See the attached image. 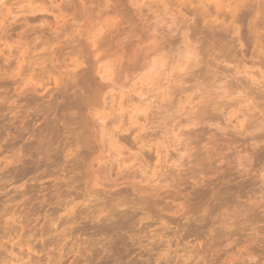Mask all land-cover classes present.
<instances>
[{
  "label": "rangeland",
  "instance_id": "rangeland-1",
  "mask_svg": "<svg viewBox=\"0 0 264 264\" xmlns=\"http://www.w3.org/2000/svg\"><path fill=\"white\" fill-rule=\"evenodd\" d=\"M54 1L57 3L53 6L51 0H33L36 5L39 3L38 6H46L45 4L47 8L50 7L48 5L53 6L49 11L52 14L26 13L27 15L24 16L25 13H20V16L18 14L16 17L11 15L12 12L15 13V10L13 11L15 8L7 11L2 7L3 1L0 3L2 5L0 14L6 11L3 13L5 17L1 18L0 15V264H264V124L262 123L264 122V110H262L264 86L260 87V91L258 87L255 88V92H259L257 96L261 97L259 101L262 99L263 104L259 103L256 97L254 85L248 88V90L253 89L254 94L253 92L251 94L257 99L255 103L259 107L263 106L262 109L255 110V114L249 113L255 115H252L254 121L249 120V116L248 120L252 124L256 121L253 128L260 127L262 123L263 130L248 135L246 132L240 134L239 129L235 130L233 127L237 122L235 120L233 122L232 119V122L228 120L229 123L226 121L228 117L221 115L224 111L216 109L212 111L213 109H209L212 107L211 104L203 105L205 109L203 112L207 111V123L205 120V124L202 122L201 125H190L187 126L188 128H181L182 130L179 128L177 130L180 132L175 134L176 131L174 135L167 136V140L171 136L175 138L171 139L173 144L167 141L171 145L169 150L176 145L174 153L173 149L169 153L175 155L173 158L177 159V155L179 156L177 153L183 152L182 148L185 147L183 148L184 151L186 150L183 155L185 158L182 159V164L184 163L185 166L177 168L182 160L177 167V163L174 167L172 164L169 167L163 164V168H168L165 169V176L162 173L164 169L161 174L159 173L160 176L163 175L161 176L163 180L157 175V170L161 171V169H155L157 172L152 169L153 165L160 164L155 157V149L150 150L147 147L145 150L140 149L142 143L137 141L140 135L135 129H129V118H126L128 115H124L128 119V125L123 128L128 131H119L117 129L119 125L114 126L118 121L115 120L113 123L109 120L111 117L108 118V115L113 116V114L112 119H116L117 116L119 118L117 114L121 113L120 103L117 101L120 98L116 97L120 93L112 90L115 86L116 88L117 85L118 88L121 85L124 87L127 85L126 88L131 86L132 88H129L131 91L126 92L129 94L133 91L129 97L135 104L142 99L140 93L145 92V89V93L148 91L151 93L153 90L156 95L159 90L155 88L159 84H167L165 79L168 78L166 76V72L169 71L167 69L170 68L168 64L171 65V62L177 59L171 58L172 55H176L178 51L176 48L184 47L181 46L184 31H188L186 35L191 41L196 42L194 43L195 46L197 45L196 48L200 47L198 49L201 50L196 53L206 56L204 60L200 58L204 64L200 63L203 66L197 67L194 75L197 72L195 76L197 80L200 79L199 83L209 86H211V76L217 75L215 72L221 75L220 79L217 78L219 75L215 77L218 81L225 78L223 81L227 82L229 79L227 76L236 72L238 62H245L248 68H251L254 60L258 58L254 63L260 60L257 64L260 66L259 62H262L260 56L262 53L264 56V39L259 44H253L254 46L249 43L252 48L249 46L248 49V44L245 43L247 38L250 39V35H247L250 32L245 31L249 30L248 27L241 29L239 35L234 34L241 40L244 38L243 44L239 42L241 41L239 38H237L239 41H236L231 32L232 36L228 35L229 32H225L226 37L235 38V40L225 39L227 44L233 45L232 51H229L231 50L227 48L230 47L229 45H224L226 47L221 45L226 38L222 39L221 35L224 34L218 32L217 36L219 34L220 39L219 36L215 38L222 42L213 40L212 36L215 35L212 26L210 27L211 21L208 31L210 28L212 36L210 32L208 34L206 27L210 18L207 17L204 21L202 12H197L200 6L197 0H192L194 4L187 0L186 5L180 4L183 0H179L180 3L178 0H167L170 5L166 0ZM206 1L208 7L214 11L212 13L215 18V5L227 0ZM255 1L251 0L253 5L250 3L252 5L250 8L253 9ZM258 1L260 0L256 1L257 4ZM4 2L8 7L10 5L14 7L19 0ZM249 2L250 0H247V4ZM164 3L168 5L167 8L163 6ZM244 4L247 5L245 2ZM247 8L243 13L245 10L249 11ZM53 10L59 14L61 12L60 15L64 12V15L69 16H65L66 20H64V15H57ZM239 11L242 13L241 9ZM238 12L236 17L243 15L237 18V24H241L239 21L244 22L241 18L245 19L244 17L247 16L244 15L247 14H238ZM249 14L245 21L249 20ZM204 16L206 17V14ZM35 17L37 19H34ZM61 17L63 22L57 19H62ZM219 18L222 21L228 19L230 26L233 22L227 12ZM201 19L207 22L206 26L202 24ZM221 20L219 21L222 23ZM105 21L109 26L103 24L106 23ZM227 21L226 25H228ZM243 22L238 25L240 28H246L249 23L248 21L244 25ZM88 24H90L89 28L92 24L91 29L94 30L97 24L98 28L100 24L106 26L105 29L103 28L104 31H100L101 26L100 29L96 27L100 31L96 35L99 38H93L94 33L97 34L99 31H90L91 34L88 35L90 38L92 35L97 45L90 46L91 40H87ZM219 26L213 25L215 30ZM209 36L220 44H214ZM207 40L211 45H215L214 48L210 49V44L207 47ZM23 42L25 43L22 44ZM22 45L25 48L20 47ZM204 47L210 49V53L208 50L205 54L207 49L204 50ZM221 47L226 48V52L230 53L228 55L224 53L225 50L224 52L221 50L225 57L222 53L219 57H215L218 59L222 56L223 58L219 59L222 63L218 60L214 61V55L219 53ZM255 47H261L262 53H256L259 48L256 50ZM19 49L22 52H19ZM247 50H251V55L254 53L257 55L256 57L253 55L254 60ZM169 53L172 55L168 56L169 59H165ZM163 55L166 56L162 58ZM246 56L250 57L248 61L252 59V63L247 61ZM99 57H103L102 60ZM226 57L229 60L224 63L222 60ZM200 59L198 58V61L201 62ZM99 61H107V65L111 66L109 73H113V76L110 75L106 81L99 75L100 70L97 68L102 66L98 64ZM147 63L151 65L148 66ZM258 66V69L254 67L252 72L264 71V67H261L262 71ZM170 71L167 73L168 76L178 73V70ZM223 71H228L230 74ZM221 72L226 77L223 75L222 78ZM40 75L42 79L39 78ZM164 76L165 78H162ZM57 77L61 83L56 82ZM207 77L210 83L209 80L206 81ZM196 78L191 80L195 81ZM231 78L234 79L232 76ZM233 79L228 80L227 86L238 85L237 80ZM214 81H212L211 93L217 96L215 95L218 94L215 93L217 90L214 89L219 85ZM134 83L137 85L135 86ZM192 84L198 82L189 86ZM181 95L183 98L187 96ZM111 97L114 102L112 100L110 102ZM137 97L139 101L136 102L133 99ZM145 97L147 99L148 96L145 94ZM126 98L127 96L124 97ZM211 98L210 101L215 97ZM164 103L166 105V102ZM203 109L201 108L200 111ZM149 111L147 113L151 114L152 112ZM153 111L154 115L158 110ZM183 112L178 115H182ZM199 113L200 116L205 117L202 111ZM97 114L100 116L98 117ZM103 114L108 118H105L106 121L103 119L105 117ZM102 115L103 118L99 119ZM178 119L175 123L172 122V125L170 123L173 128H176ZM182 119L178 122H185ZM167 122L168 125L169 121ZM247 122L244 121V124L251 130L252 126ZM170 125L168 129L171 130L173 128ZM228 125L231 127H227ZM113 126L116 127L115 133L112 130ZM104 128L108 133L111 131L113 134L104 133ZM151 132H155L156 135ZM160 132V130H150L147 131L146 136L151 134L149 136L153 135L155 138L160 136ZM114 134L116 135L114 139L122 145L119 146L114 140H110L107 144L111 147L113 142L115 145L113 144L109 149L102 139L108 136L109 138L106 139L108 141L112 137L110 135ZM119 135L122 137L119 138ZM183 140H186L187 145L184 143L182 147ZM178 143L181 149L177 146ZM116 145L123 148L122 155L127 154V159L121 156L120 152L123 151L122 149L120 151ZM137 145L141 146L138 148ZM139 149L142 152L138 151ZM187 151L191 156L186 153ZM150 155L155 158H151ZM145 157L146 159L150 157L151 160L149 158L147 161ZM134 159L143 162L141 163L143 169L142 166L139 167L140 163H138L139 168L137 167L139 161L135 163ZM150 161L153 162L150 163L151 168L146 169V175L144 168ZM127 162L131 164L124 171L123 167ZM154 171L159 177V182L161 180L160 183L156 180L159 185L153 182L147 183L149 182L147 179H150ZM141 173L150 176L144 178L147 182H144ZM87 176H94L93 179H97L98 186L90 187L97 188L95 189L97 191L102 190L100 193H103L105 198L103 194L100 199L91 193L87 183H89L88 179H91L90 182L93 179ZM164 180L168 182L164 183ZM162 182L164 184H161ZM90 193L92 196H89ZM101 228L102 234L98 231Z\"/></svg>",
  "mask_w": 264,
  "mask_h": 264
},
{
  "label": "bare ground",
  "instance_id": "bare-ground-1",
  "mask_svg": "<svg viewBox=\"0 0 264 264\" xmlns=\"http://www.w3.org/2000/svg\"><path fill=\"white\" fill-rule=\"evenodd\" d=\"M2 1H3V3H2ZM5 0H1L0 1V3H2L3 4V6L0 4V7L2 6L4 9H6L7 11H10L11 9H13V8H15V9H13V11L15 10V13L14 12H10L11 13V15L13 16V17H16L18 14V16H20V13H25V15L24 16H26L27 14L26 13H28V15H36L37 13H51V12H49L51 9H50V7H52L53 8V6L57 3V1H54L53 2V0H51L52 1V3H51V5H53L54 3V5L53 6H51V5H48V6H50L49 8H47V4H45L46 6H43V5H41V6H38V4L39 3H37V5H36V1L33 3V0H19V2L17 3V5L16 4H14V7H12V5H10V7H8V5L7 4H5V2H4ZM160 1H163V0H160ZM159 1V2H160ZM167 1V0H166ZM179 1V0H178ZM182 1V0H181ZM181 1H179V3L181 2ZM189 1H191L193 4H194V0L192 1V0H189ZM188 1V2H189ZM198 1V3H199V8H198V13L200 12H202L201 13V16L202 17H204L203 18V20L204 19H206L207 20V17H209L210 19H208L207 20V22L209 23V21H211V24L212 25H210V23L208 24V26L206 27L207 28V31H208V27H209V25H210V27L212 26V31L214 32V35H215V37L214 36H212V32L210 31V28H209V31H208V34H209V32L211 33V36L213 37V40L214 41H219V42H222V40L220 41V40H217V39H215V38H218V36H219V39H220V35L218 34V36H217V33L219 32H221L220 34H224L225 32L227 33V32H229L228 33V35H230V32L233 34V36H232V34L230 35V36H232V37H235L236 38V41H239L237 38H239L238 36H235L234 34H237V35H239V32H240V30L241 29H247V27H248V31L247 30H245L246 32H250V34L248 33L247 35L250 37V39L249 38H247L246 36V38H247V41L245 42V43H247L246 45L248 46L247 48L248 49H250V48H252L251 47V45L250 44H252V46H254L253 44H259V43H261L262 41H263V39H264V0H260V2L257 4L256 3V1H255V4H254V7H253V9L252 8H250V6H252L253 4V2L251 3V0H250V2L247 4V0L246 1H243V0H227V1H225V2H219L218 4H216L215 5V18L213 17V13H214V11H212L211 10V7L209 8L208 7V5H207V1L206 0H197ZM229 1V2H228ZM190 2V3H191ZM244 2L247 4L246 6H245V4H244ZM42 3V2H41ZM141 4V2H136V4ZM143 3V2H142ZM161 3V2H160ZM163 3V2H162ZM169 3V1H167V4ZM186 3H187V0H183L180 4H185L186 5ZM252 5H251V4ZM145 4V3H144ZM166 3H164V7L165 8H167V6L168 5H170V4H168L167 5ZM193 4H187V5H189L190 7L191 6H193ZM257 4V5H256ZM147 5V4H146ZM245 6V8H244V6ZM16 6V7H15ZM214 6V5H213ZM247 6H249V8H247ZM12 7V8H11ZM243 7V8H242ZM3 8H2V10H3ZM180 8H181V6H180ZM247 8V10H249V11H244V13H243V10L244 9H246ZM241 9V12L242 13H239L240 10ZM5 11V10H4ZM3 11V13H5ZM12 11V10H11ZM16 11H17V13H16ZM54 11V10H53ZM62 11V10H61ZM196 11V10H195ZM223 11H224V13L225 12H227V13H229L230 14V16L232 17V18H230L231 19V21H232V19H233V22H231L230 24H231V26L228 24V19H225L224 21H222L219 17H220V15H222V14H224L223 13ZM239 11V12H238ZM55 12V11H54ZM63 12V11H62ZM213 12V13H212ZM237 12H238V14H247V15H244V16H247L248 17V13H250L249 15H250V18H249V20H246L245 21V19H247V17H244L245 19H243V18H241L242 20H244V22L243 21H239V22H241V24H242V22L243 23H245L244 25H246V23L249 21V23L247 24V26H246V28L244 27V28H240L238 25L240 24H237L238 22H237V18L239 19L240 17H242L241 15H237V17H236V14H237ZM246 12H248V13H246ZM2 13V14H3ZM64 13V12H63ZM62 13V15H60L61 14V12H60V14L59 13H56L55 12V14H59L60 16H63L64 14ZM222 13V14H221ZM0 14L1 15V18H2V16H4L5 17V15L3 14ZM52 14V13H51ZM206 14V17L204 16ZM198 15H200V14H198ZM225 15H228V14H225ZM225 15H223V16H225ZM7 16H9L8 14H7ZM65 16H69V15H64L63 17H64V20H66L65 18ZM200 16V18H202ZM3 17V18H4ZM57 17V16H56ZM228 17V16H227ZM62 18V17H61ZM68 18V17H67ZM211 18H214V20L213 19H211ZM225 18V17H224ZM34 19H37L36 17L34 18ZM58 20H63V18L62 19H59V18H57ZM229 19V20H230ZM240 19V20H241ZM63 20V21H64ZM219 20H221L222 21V23L219 21ZM62 21V22H63ZM68 21V20H67ZM201 21H202V19H201ZM205 21V20H204ZM204 21H202L203 23L202 24H206ZM220 22V24H218L219 22ZM226 21H227V24L231 27H228V25H226L225 23H226ZM66 22V21H65ZM106 23H103V24H105L106 26H109L108 24H107V21H105ZM230 22V21H229ZM0 23H1V21H0ZM216 23H217V25H220L219 27H217V30H215L214 29V27H213V25H215V26H217L216 25ZM7 24V23H6ZM240 24V25H241ZM89 25L90 24H88V26H87V28H88V30H87V36L89 35V33H90V31L91 32H93V31H96V32H98L99 30L98 29H100V26L102 27L101 29H100V31L101 30H103L104 31V27H106L105 25H104V27L102 26V24H100V26H99V28H98V24L95 26V30L93 29H91V26H92V24H91V26H90V28H89ZM244 25H242V26H244ZM6 25H4V27H5ZM206 26V25H205ZM93 27V26H92ZM96 27L98 28V29H96ZM2 28H3V26H2ZM104 28V29H103ZM205 28V27H204ZM222 30H223V33H222ZM100 31L96 34V33H94L95 35H93V38L94 39H97L96 37H98V36H96V35H98L99 33H100ZM262 31V32H261ZM188 32V31H187ZM187 32H185L184 31V40H182L183 42H181L182 44H181V46H183L184 45V47H182V48H179L180 46H178V48H176V49H178V51H177V53H176V55H170V53L167 55V57L165 58V59H169V55L171 56V58L174 60V58L176 59L175 61H173V63L171 62V65H169L168 64V66H170V68L169 67H167V68H169V69H167V70H169L168 72H166V76L169 78H166L165 80L167 81V84H162L163 83V80H162V85H160L159 84V86L157 87V88H155V89H157V91L155 90V92H157L158 94H156V95H154V91L153 90H151V93L148 91L147 93L149 94L150 93V95H148L147 93H145L146 92V89H145V92L144 91H142V93L144 92V94H142V93H140V94H138V96L140 95V101L138 100L139 98L137 97V99H133V100H136V102L137 101H139V102H137V103H135V104H133V102L134 101H132V99L129 97V94L130 93H132V92H130L129 94L126 92V91H131L129 88H132L131 86L130 87H128V88H126V86L127 85H125V87L124 86H120V88H118L119 86L117 85V88H116V86L115 85H112L111 87L113 88L112 90L113 91H115V92H118L119 91V96H117L116 95V97H118V99L119 100H117V98H116V100L120 103V111H121V113H122V115H120L121 113L119 112V114H117V115H119V118H118V116L117 115H115V116H117V117H115L116 119H112V117L114 116V114H113V116H110V115H108V114H106V115H108V118L109 117H111V119H109V120H112L113 121V123H114V121L116 120V121H118V123H116L115 122V124H114V126L116 125V124H118V125H116V126H118L117 127V129H119V131H128V130H125V129H123L124 127H125V125H126V127H127V125H128V122H127V120L128 119H126V118H129V122H130V124H129V126H130V128L129 129H131V128H133V129H135L136 130V132L140 135L139 136V139L137 140V141H139V142H141L142 143V147H140V149L142 148H144V150L145 149H150V150H152V149H155V157H156V159H157V162H160V164H161V166H160V164L159 165H157L156 164V166H159V167H156L155 165H153L154 167H152V169H161V171H159V170H157L158 171V174L154 171V172H152V176L150 177L149 175V177H150V179H147V178H149V177H147V176H144V174H142L143 173V171H142V173H141V175H142V177H143V180H144V182H147V180H149V182H147L148 184H150V182H153V183H157L156 182V180H158V178L160 177L161 178V176H163L164 174H166V173H164V172H166L165 171V169L167 170L168 168H163L164 167V165H168L167 167H169L170 166V164H172L173 165V167L175 166V163H177L176 164V167H177V165L180 163V161L183 159V158H185V157H183V155L185 154L184 152L186 151H184V149L183 148H185V147H183L184 145H187L186 144V140H183L182 142V151L183 152H178V151H176V152H178L177 154H179V156L177 155V159H175V158H173V156L175 157V155L173 154L174 153V150H175V144H177V143H175L174 145V147H171L172 149H173V155L172 154H170L169 155V153H171L172 151V149L171 150H169V148H170V144H168V142L167 141H171V139H175V138H172L173 136H171V138H169V140H167L168 139V137H170V134H173L174 135V133L175 134H177L178 133V131L180 132V130H177V129H183L184 127H190V125L192 126V125H201V123L203 122V124H205L204 122H205V120H206V123H207V118H206V112H203V111H205V109H203L204 108V106L203 105H206V104H211L212 105V107L211 108H209L208 106V108L209 109H213L212 111H214V109H216V110H220V111H224V113L222 112H220L221 113V115H225L226 117H228L227 119H226V121H230V122H232V119H233V122H234V120L237 122L233 127L235 128V130H237V129H239L238 131L240 132V134H245L244 132H246V134L248 135L249 133H251V134H253L254 132H256L257 133V131H261V130H263V125H262V123L264 124V122H262L261 124H260V127H255V128H253L254 127V125H256L255 124V122H254V124H252V123H250V121L249 120H253L254 118H252V117H254L255 115V113L256 112H254L255 110H257L258 108H263V106H264V104H263V100H264V98H262L261 99V101H259L260 100V98L257 96V94L259 93H257V92H255V88L256 87H258L257 89L260 91V87H262V86H264V71L262 70V68L261 67H264V65H262L264 62H263V60H264V56L262 55L263 53H262V49H260L259 47H257V48H259L258 50L259 51H256V53L258 52V54L261 52L262 54H261V61L262 62H259V65L260 66H258L257 64H258V61H260V60H258L257 62H256V64L254 63L256 60H254L253 58V55L255 54H253V55H251L252 53H251V50H247V52L249 51L250 52V55H251V58L254 60V64L252 63V59L250 60V61H248L249 59H250V57L248 58L247 56V61L248 62H250V63H252V67L251 68H248V64L247 63H245V62H243L242 63V61H241V63L240 62H238V64L236 65V72L234 73L233 71H231V72H233V74H234V76H233V74L231 75L232 77H234V79H236L237 80V82H238V85L236 86V87H233V85H228L227 86V83H228V80H230L231 79V81H232V79L233 78H231V76L230 75H228L227 76V78H229L228 80H227V82L225 81V83H224V81H223V79H225V78H223V75H224V73H226V74H228L229 72H230V70H229V72L227 73V72H225V71H223L224 73H222L221 72V74H222V80L221 81H218V79H220V76L221 75H219V72H215V73H217V75H219L218 77H217V75H213V76H211V80L212 81H214L215 79H217V80H215V81H217L218 82V88L217 89H214V90H217V91H215V93H218V94H215V95H217V96H213V94L211 93V91H212V88H211V86H212V81H211V83H210V79H208L209 77H207L206 79V81H208L209 80V83L211 84V86H209V85H206V84H202V83H199L200 81H198V80H200L199 78H198V80H197V78H196V76H197V72L195 73V75H194V71H195V69H197V67H199V66H201L200 65V63H203L202 62V60H204L205 59V57L206 56H204L202 53H196V52H198V50H201V49H198V48H200V47H198V48H196L197 47V45L195 46V44L194 43H196V42H194V40L193 41H191V38L188 36V35H186V33ZM102 33V32H101ZM225 33V34H226ZM242 33V32H241ZM243 33H244V31H243ZM91 34V33H90ZM224 34V35H225ZM224 35H221V37H222V39H223V37H226V35L224 36ZM227 35V36H228ZM242 35V34H241ZM252 35V36H251ZM211 36H209L211 39H210V41L212 40V37ZM230 36H228V37H226V38H224V41L223 42H226V43H224L223 44V42L221 43V45H223V47H226L227 45H229L230 47H227V48H229V49H231V50H229V49H227V50H229V51H232V46L230 45V44H227V38H229L230 39ZM243 36V35H242ZM89 38L87 39V40H91L90 42L92 43H90V46L92 45V46H94V45H97V41L95 42L94 41V39L92 38V35H91V38H90V36H88ZM99 38V37H98ZM235 38L234 39H230V40H235ZM242 38V37H241ZM209 39V38H208ZM226 39V40H225ZM228 39V40H229ZM240 39V38H239ZM243 39L244 38H242V40L241 41H239V42H242V44H243V42L245 41H243ZM212 40V42H214ZM248 40H249V42H248ZM99 41V40H98ZM209 40H207V42H208V44L207 43H205V44H207V47H208V45L211 43ZM25 42H23L22 44H24ZM229 43H230V41H229ZM231 43H235V42H233V41H231ZM250 43V44H249ZM94 44V45H93ZM214 44H220V43H218V42H214ZM227 44V45H226ZM236 44V43H235ZM234 44V45H235ZM242 44H241V46H242ZM263 44V43H262ZM211 45V44H210ZM209 45V47H210V49H212V48H214V46L215 45H211L210 46ZM224 45H226V46H224ZM8 46V45H7ZM11 46H12V44H11ZM25 46V45H24ZM249 46H250V48H249ZM256 46V45H255ZM20 47H23V45L22 46H20ZM28 47V46H27ZM203 47V46H202ZM207 47H204V50H205V48L207 49ZM217 47H219V46H217ZM243 47V46H242ZM8 48H10V47H8ZM23 48H25V47H23ZM94 48H96V47H94ZM246 48V47H245ZM246 48V49H247ZM257 48L255 47V49L257 50ZM27 49V48H26ZM196 49H197V51H196ZM210 49H207V50H205V54H207L206 52H208V50H209V53H210ZM215 49H216V47H215ZM226 48H224V49H222V47H221V49H220V51H219V53L217 54V55H214V58L215 57H219V55L222 53L223 55L222 56H224V53L226 54L227 52H226V50H225ZM236 49H239V48H236ZM255 49H253L254 51H255ZM20 50V49H19ZM23 50V49H22ZM97 50H99V49H97ZM221 50H223V52H224V50H225V52L223 53ZM252 50V51H253ZM261 50V51H260ZM24 51H27V50H24ZM176 51V50H175ZM203 51V50H202ZM19 52H22L21 50L19 51ZM234 52H235V50H234ZM237 52V51H236ZM248 52V53H249ZM208 53V54H209ZM238 53V52H237ZM201 54H202V56L204 57H202L201 56ZM228 55H230V53H227ZM235 54V53H234ZM247 54V53H246ZM97 55V53H95V56ZM228 55H226L227 57H228ZM249 55V54H248ZM98 56H100V55H98ZM102 56V55H101ZM166 55H163L162 56V58L163 57H165ZM201 56V57H200ZM222 56H220V58H223ZM255 57L257 56V55H254ZM263 56V57H262ZM20 57H22V55L20 56ZM25 57V56H24ZM23 57V58H24ZM225 57V56H224ZM226 57V58H227ZM231 57V56H230ZM239 56H237V58H238ZM98 58V57H97ZM99 58H101V60H102V58L103 57H99ZM198 58L201 60V62L200 61H198ZM220 58H215L214 59V61L215 60H218L219 62H221L219 59ZM224 58V60H222L224 63H227V60H229V58ZM236 58V57H235ZM263 58V59H262ZM25 59V58H24ZM110 59V58H109ZM191 59V61L189 62V60ZM231 59V58H230ZM239 59V58H238ZM100 60V61H101ZM232 60V59H231ZM99 61V62H100ZM172 61V60H171ZM217 61V62H218ZM24 62V61H23ZM107 61H104V62H100V63H98L99 65L101 64L102 66H100L99 68H97V69H99L100 70V72H99V75H100V77L103 79V80H105L106 81V79H108L109 78V76L110 75H112L113 76V73L112 74H110L109 72H110V69H111V66H108V65H110V64H108L107 65V63H106ZM153 61H151V63H152ZM213 62V61H212ZM217 62H215V63H217ZM20 63V62H19ZM154 63V62H153ZM170 63V62H169ZM214 63V62H213ZM222 63V62H221ZM230 63V62H229ZM240 63V64H239ZM261 63V64H260ZM148 64V63H147ZM155 64V63H154ZM204 64V63H203ZM151 64H148V66H150ZM214 65V64H213ZM255 65H257L258 67H260L261 68V70L263 71V72H260V71H257L258 73H255V72H252V69H255V68H257V66L255 67ZM34 66H36V65H34ZM33 66V67H34ZM39 66H40V64H39ZM148 66L146 67V68H148ZM174 66H176V67H173ZM203 66V65H202ZM32 67V68H33ZM37 67H38V65H37ZM172 67V68H171ZM208 67V66H207ZM255 67V68H254ZM47 69V68H46ZM151 69H152V67H151ZM207 69V68H206ZM214 69V68H213ZM258 69V68H257ZM264 69V68H263ZM43 70V69H42ZM170 70H175V71H177L178 70V73H175V75H172V76H168L169 74H167V73H169V72H171ZM207 70H209V69H207ZM48 71V70H47ZM47 71H46V73H47ZM112 71V70H111ZM214 71V70H213ZM164 72V73H165ZM37 73V72H36ZM48 73H49V71H48ZM146 73V72H145ZM210 73V72H209ZM213 73V72H212ZM42 74V73H41ZM52 74V73H51ZM201 74H203V73H201ZM208 74V73H207ZM230 74V73H229ZM38 75V74H37ZM49 75V74H48ZM142 75V74H141ZM143 75H144V73H143ZM42 75H40V77L39 78H41L42 79V77H41ZM51 76V75H50ZM111 76V77H112ZM195 76V77H194ZM225 76V75H224ZM110 77V78H111ZM190 77H192V78H196V80L194 81V82H198V84H192V85H190L189 86V84H191V83H194L191 79L192 78H189ZM199 77V76H198ZM200 77L202 78V76L200 75ZM215 77H217V78H215ZM226 77V76H225ZM114 78V77H113ZM141 78V77H140ZM162 78H165V76L164 77H162ZM40 79V80H41ZM58 79V80H57ZM57 79H56V82H58L60 79L57 77ZM142 79V78H141ZM189 79V80H188ZM214 79V80H213ZM233 79V80H234ZM39 80V81H40ZM110 80V79H109ZM143 80V79H142ZM146 80V79H145ZM42 81V80H41ZM112 81V80H111ZM131 81V80H130ZM159 81V80H158ZM166 81H165V83H166ZM189 81L191 82V83H189ZM214 81V82H215ZM235 81V80H234ZM108 82H110V81H108ZM59 83H61V81H59ZM208 83V82H207ZM232 84H233V82H231ZM231 83H229V84H231ZM112 84V83H111ZM115 84H117V82L115 83ZM124 84V83H123ZM135 84V86L137 85L136 83H134ZM152 84V83H151ZM155 84V83H154ZM153 84V85H154ZM144 85V87H145V84H143ZM156 85H157V83H156ZM213 85H215V84H213ZM252 85H254V92L256 93V97H257V99H258V101H259V103H261V104H263V106H261V107H259L258 106V104L257 103H255V101L257 100V99H255L253 96H252V92H253V89H250V90H248V88H251L252 87ZM256 85V86H255ZM215 87H217V85H215ZM143 88V87H142ZM264 88V87H263ZM118 89V90H117ZM129 89V90H128ZM139 89H141V87L139 88ZM151 89V88H150ZM218 90H220V92L218 91ZM263 90V89H262ZM261 90V91H262ZM137 91V90H136ZM264 91V90H263ZM112 92V91H111ZM114 92V93H115ZM152 92H153V94H152ZM214 92V91H213ZM254 92H253V94H254ZM114 93H113V95H114ZM147 95L148 97H147V99H146V97L144 98V95ZM181 94H186L187 96L185 97V98H183V95H181ZM262 94H264L263 92H262ZM262 94L260 95V96H262ZM132 95V94H131ZM154 95V96H153ZM194 95H195V97H194ZM259 95V94H258ZM110 96H112V95H110ZM127 96V100L126 99H124V97H126ZM182 96V97H181ZM192 96L194 97V98H192ZM213 96V98L215 99H213V98H211ZM178 97H181V98H178ZM263 97H264V95H263ZM130 98V99H129ZM134 98V97H133ZM143 98L145 99V101L143 100ZM154 98V99H153ZM209 98H211V99H213L212 101H210L209 100ZM107 99V98H106ZM124 99V101H121L120 102V100H123ZM156 99V100H155ZM111 100H112V97H111V99H110V102H111ZM126 100V101H125ZM155 102H154V101ZM116 101V102H117ZM112 102H114L113 100H112ZM164 102H166V105H165V103ZM118 103V104H119ZM116 104V103H115ZM108 105V104H107ZM185 105V106H184ZM109 106H111L112 107V105L111 104H109ZM203 106V107H202ZM115 107H117V106H115ZM119 107V106H118ZM109 108V107H108ZM107 108V109H108ZM113 108V107H112ZM203 109V110H201L202 111V113H204L205 114V117L204 116H200L201 114L199 113V112H201L200 111V109ZM117 109V108H116ZM116 109H114V111L116 110ZM150 109H153V110H158V111H156V113L153 115V110L151 111ZM104 110H106V108H104ZM111 111H113L112 109H110ZM117 110H119V109H117ZM152 112H150V111ZM182 110H184V112L182 111ZM262 110H264V109H262ZM111 111H110V113H111ZM150 112L151 114H152V116H151V114H148L147 112ZM118 112V111H117ZM158 112V113H157ZM183 112V114L181 115V114H179L178 115V113H182ZM262 112V111H261ZM109 113V112H108ZM112 113H114V112H112ZM209 113V112H208ZM219 113V114H220ZM249 113H254V114H252V115H254V116H252V115H249ZM264 113V112H263ZM128 115V117H126L125 118V116L124 115ZM142 114V115H141ZM200 114V115H199ZM104 115V114H103ZM103 115L99 118V119H101V118H103ZM203 115V114H202ZM208 115V114H207ZM220 115V116H221ZM223 115V116H224ZM97 116H98V114H97ZM100 116V115H99ZM98 116V117H99ZM105 116V115H104ZM250 117V119H249V117ZM179 117H181V118H179ZM184 117H186L185 119H184ZM202 117H204V118H202ZM105 118H107V116H105L103 119L105 120ZM107 118V119H108ZM114 118V117H113ZM184 119L185 120V122L184 121H180V122H178L179 121V119ZM206 118V119H205ZM220 118V117H219ZM258 118V117H257ZM256 118V119H257ZM102 119V120H103ZM106 119V120H107ZM118 119V120H117ZM178 119V121H177V126H176V124H173V125H175L176 126V128H173L174 126H171L172 125V122L173 123H175V120H177ZM182 119V120H183ZM249 119V120H248ZM98 120V119H97ZM104 120H103V124H104ZM105 120V121H106ZM167 120L169 121V124L167 125L166 124V122H167ZM264 120V119H263ZM99 121V120H98ZM166 121V122H165ZM228 121V122H229ZM244 121H248L247 122V124L248 125H250V126H252L251 127V130H250V128L246 125V124H244ZM254 121V120H253ZM102 122V121H101ZM100 122V125L102 126V123ZM109 122V121H108ZM125 122H127V123H125ZM229 122V123H230ZM113 123L111 122V125H113ZM168 123V122H167ZM170 123H171V125H170ZM228 123V124H229ZM246 123V122H245ZM107 124V123H106ZM105 125V124H104ZM170 125V127L171 128H173V129H168V126ZM262 125V126H261ZM107 126V125H106ZM108 126H110V123H109V125ZM113 126V132L115 133V129L114 128H116V127H114ZM193 126V127H194ZM230 125H228L227 127H229ZM187 127V128H188ZM231 127V126H230ZM107 128V127H106ZM112 128V127H111ZM253 128V129H252ZM108 129V128H107ZM128 129V128H127ZM181 129V130H182ZM103 130H105V131H103L104 133H108V131H106V129L104 128ZM150 130H160L161 132H160V136H158V137H155V138H153V135L152 136H149V135H151V134H149V135H147L146 136V134H147V131H150ZM101 131H102V129H101ZM110 133H108V135L109 134H113V133H111V131H109ZM118 132V131H117ZM123 133H125V132H123ZM133 133H135V132H133ZM132 133V134H133ZM145 133V134H144ZM150 133V132H149ZM152 134H154V135H156L155 134V132L153 133V132H151ZM102 135H103V133H101ZM131 134V133H130ZM184 134V133H183ZM106 135V134H105ZM116 135H117V133H116ZM116 135L114 134V135H110V136H112L108 141L106 140V139H108L109 137L108 136H104L106 139H102L103 141V143L104 142H106V144H107V142H108V144H109V141L111 140V141H113L114 140V143H116V144H119V142H117V140H115L116 139ZM121 135H122V133H121ZM121 135H119L120 137L119 138H121L122 136ZM158 135V134H157ZM127 136V135H126ZM168 136V137H167ZM177 136V135H176ZM179 136V135H178ZM181 136H182V132H181ZM124 137V136H123ZM128 137V136H127ZM103 138V137H102ZM115 138V139H114ZM118 138V137H117ZM125 138H123V140H124ZM178 139V138H177ZM177 139L175 140L176 142H177ZM182 139V138H181ZM105 140V141H104ZM126 140V139H125ZM178 140H180V137H179V139ZM118 141H121V140H118ZM174 141V142H175ZM138 142V143H139ZM167 142V143H166ZM173 142V140L171 141V143ZM111 143H112V145H111ZM110 143V145H111V147L113 146V142H111ZM185 143V144H184ZM105 144V145H106ZM107 144V147L109 146ZM136 144H137V142H136ZM135 144V145H136ZM173 144V143H172ZM184 144V145H183ZM104 145V144H103ZM115 145V144H114ZM120 145H122L121 144V142H120V144H119V146ZM180 144L178 143V147L180 148V146H179ZM117 147H119L118 145H116ZM138 146V145H137ZM139 146H141V145H139ZM139 146H138V148H139ZM104 147V146H103ZM110 146H109V149L111 148ZM134 147V146H133ZM147 147V148H146ZM178 147H176L177 149H178ZM137 148V149H138ZM180 148V149H181ZM187 148H188V146H187ZM186 148V149H187ZM108 149V148H107ZM119 149H120V151H121V149H122V151H123V148H121V147H119ZM140 149L138 150V151H140ZM141 149V150H142ZM189 149V148H188ZM118 150V149H117ZM149 150V151H150ZM110 152H111V150H109ZM108 151V152H109ZM112 151H113V149H112ZM115 152H116V150H114ZM120 151H118V152H120ZM128 151V150H127ZM148 151V150H147ZM110 152H109V154H110ZM140 152H142V151H140ZM146 152V151H145ZM122 153H124V151L123 152H120V154H121V156H124V154L122 155ZM125 153H127V152H125ZM139 153V152H138ZM147 153V152H146ZM150 153H151V151H150ZM186 153H188V151L186 152ZM190 153V152H189ZM188 153V154H189ZM113 154V153H112ZM116 154H118V153H116ZM140 154H143L144 155V153H140ZM114 155V154H113ZM172 155V156H171ZM132 156H134V155H132ZM137 156V155H136ZM142 156V155H141ZM145 156H147L146 154H145ZM187 156V155H186ZM189 156H191L190 154H189ZM125 158L126 157H128L127 156V154H126V156H124ZM139 157H140V155H139ZM143 157V156H142ZM150 157L151 158H153L154 156L153 155H150ZM150 157H147L148 159L150 158ZM154 157V158H155ZM188 157V156H187ZM124 158V159H125ZM136 158V157H135ZM144 158V157H143ZM151 158L149 159V160H151ZM191 158V157H190ZM115 159L117 160V158L115 157ZM127 159V158H126ZM145 159H146V157H145ZM144 159V160H145ZM148 159H146L147 161H148ZM188 159V158H187ZM103 160V159H102ZM109 160V159H108ZM135 160V163H136V161H139L138 159H134ZM141 160V159H140ZM152 160H154V159H152ZM119 161H123V159H119ZM124 161H126V160H124ZM110 162H111V160H110ZM114 162V161H113ZM115 162H117V161H115ZM129 162H131V159L129 160ZM129 162H127V164H126V166H124L123 167V170L125 171V170H127V168H128V165L130 166V164H128ZM151 162H153V161H150L148 164H147V166H145L146 168H144L145 169V171H144V173H146V175H147V172H146V169L148 168H151V165L152 164H150ZM182 162H183V160L181 161V164H179L178 166L179 167H177V168H181L182 166H185V165H183L182 164ZM108 163H109V161H108ZM120 163V162H119ZM118 163V164H119ZM126 163V162H125ZM138 163H140V161L139 162H137V167H138ZM141 163H143L142 161H141ZM139 164L140 166L139 167H141L142 169H143V165L142 164ZM156 163V162H155ZM111 164H112V162H111ZM117 164V165H118ZM164 164V165H163ZM113 165V164H112ZM112 165H110V166H112ZM120 165V164H119ZM133 165V164H132ZM135 165V164H134ZM108 166V165H107ZM90 167V166H89ZM91 167H93V165L91 164ZM121 167V166H120ZM119 167V168H120ZM126 167V168H125ZM136 167V166H135ZM135 167H132V168H135ZM138 167V168H139ZM166 167V166H165ZM172 167V166H171ZM110 169H111V167H110ZM110 169H107L108 171L110 170ZM122 169V168H121ZM162 169H164V171L162 172ZM173 169V168H172ZM138 170H141V169H138ZM149 171V170H148ZM141 172V171H140ZM149 172H151V171H149ZM148 172V173H149ZM160 172H162L163 173V175H161L160 176ZM138 173H139V171H138ZM160 173V174H159ZM88 174V173H87ZM159 175V177H157V175ZM92 175V174H91ZM90 176V175H89ZM89 176H87L88 178H92L93 179V177L91 176V177H89ZM157 177V179L155 178V177ZM165 176V175H164ZM146 177V179H144ZM153 177V178H152ZM87 178V179H88ZM152 178V179H151ZM154 178H155V182H154ZM89 180V183H87V187H89V188H91V187H94V186H96L97 184H96V180H95V178L92 180V182H90V180L91 179H88ZM88 180H87V182H88ZM161 180H163V178H161ZM161 180H160V182H161ZM158 182H159V180H158ZM159 182V183H160ZM164 183H167V182H165V180L163 181ZM161 183V184H164V183ZM98 183H101V182H98ZM152 183V184H153ZM158 184V183H157ZM159 185V184H158ZM91 186V187H90ZM98 186V185H97ZM96 186V187H97ZM99 186H100V184H99ZM95 189H97V188H91V193L92 194H94L95 195V197L96 196H98L99 198H100V196L103 194V193H100L101 191H97V190H95ZM89 194V196L91 195L92 196V194ZM93 195V196H94ZM103 196H104V194H103ZM103 196H102V198H103ZM104 198H105V196H104ZM101 199V198H100ZM73 200V199H72ZM71 200V201H72ZM76 202V201H75ZM74 206V205H73ZM67 209H69V208H67ZM99 214V213H98ZM15 218V217H14ZM13 218V219H14ZM17 220V219H16ZM17 222V221H16ZM98 229H100V228H98ZM97 231V230H96ZM99 232H101L102 231V228H101V230H98ZM98 232V233H99ZM97 233V232H96ZM103 232H101V234H102ZM188 237H190V236H188ZM188 239V238H187ZM191 243V242H190Z\"/></svg>",
  "mask_w": 264,
  "mask_h": 264
}]
</instances>
